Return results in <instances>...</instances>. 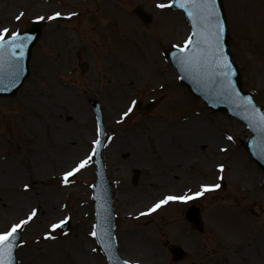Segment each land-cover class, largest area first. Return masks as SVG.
<instances>
[{"label": "rangeland", "instance_id": "rangeland-1", "mask_svg": "<svg viewBox=\"0 0 264 264\" xmlns=\"http://www.w3.org/2000/svg\"><path fill=\"white\" fill-rule=\"evenodd\" d=\"M36 1L21 0L14 14L7 11L8 5L1 7L0 29H9V35L29 28L35 14L30 9ZM41 1L51 6V15L61 13L51 25L67 26L73 45L57 51L53 43L63 44L64 39H53L50 31L47 35L45 20L38 19L41 34L32 49L29 75L14 96L0 98V162L18 171L22 185L33 177L36 159L54 161L40 183L17 189L46 194L56 201L59 213L46 219L52 240L63 243L81 230L90 247L91 259L85 264H106L92 235L91 184L95 175L88 158L97 138L89 104L94 98L100 103L106 131L107 144L101 155L113 185L115 235L123 258L131 264L261 263L264 173L243 147L248 134L244 125L225 112L208 111L177 80L166 52L173 45H184L189 37L183 14L169 7L171 0ZM255 1L259 4L255 9L247 7V0H222V4L228 45L240 69L242 87L253 93L264 110V0ZM138 4L151 15L148 24L131 12ZM161 4L166 7H159ZM108 59L124 67H110ZM82 63L87 65L83 73L79 67ZM63 89L81 102L87 119L86 134L74 136L79 158L59 167L53 155L61 145L56 144L54 135L59 123L72 124L68 116L64 117L68 112L62 105ZM152 98L157 103L146 113L136 105ZM193 134L202 139H193ZM85 159L87 165L66 183L65 173ZM132 171L133 175L139 171L133 184ZM215 184L220 187L194 198L202 216V232L193 230L184 219L189 207L186 200L169 201L149 212L169 196L165 193L177 194L186 188L199 192L201 185ZM10 192L0 184L1 210L9 208ZM34 200L24 207L25 214L22 210L12 218L11 213L4 214L0 232L24 220L29 212L35 210L37 216L41 203ZM61 220L69 221L66 231L51 227ZM33 222L19 229L22 238L16 264L36 261L37 257L30 259L37 245L34 233L42 230L34 231ZM255 230L259 231L258 241L252 242ZM168 242L181 244L187 252L185 259L172 262ZM57 254L60 264H74L71 256L64 257L60 250Z\"/></svg>", "mask_w": 264, "mask_h": 264}, {"label": "water", "instance_id": "water-1", "mask_svg": "<svg viewBox=\"0 0 264 264\" xmlns=\"http://www.w3.org/2000/svg\"><path fill=\"white\" fill-rule=\"evenodd\" d=\"M220 0H216L217 11L219 12L220 18L222 19V11ZM178 6V4L174 3ZM185 11V10H184ZM134 12L137 13L145 22L149 21V16L147 13L141 10L140 6H137L134 9ZM186 14V13H185ZM187 17V15H186ZM189 23L192 25V22L188 19ZM225 29V28H224ZM199 27L197 31H199ZM194 31V30H193ZM21 39L24 40L25 47L23 49V57L20 60V67L22 71L19 74V78L16 80L14 85L9 84V79H4L0 83V96H10L15 93L18 87L22 84L25 77L28 75V60L30 57L31 47L35 43L36 39L39 36L38 23H34V26L30 31L19 33ZM197 40H201L200 36H196ZM12 37L5 39V44H8L11 41ZM221 45L223 52L226 54L228 60L229 50L227 48L226 42V33L223 31L221 35ZM202 52L197 56L196 60L202 59V65L196 64L194 66L188 65L187 62L181 61L182 56L178 57L175 61V66L178 71L183 76L184 82L189 86L190 91L201 98L206 104L209 110H227V112L235 116L247 125V128L251 131L252 135L246 137L244 145L250 153L251 157L259 164V166L264 170V122L260 120L261 116H264V113L258 107V105L252 99V96L249 92H242L239 86V76L235 67L231 63V72L229 79H225L222 74L219 72H213V52L201 41ZM19 51V50H17ZM7 57V50L5 53ZM81 71L83 67L81 66ZM214 76V79H213ZM229 91L225 92V89ZM250 101V102H249ZM91 105L96 113L98 121H100V111L98 108V103L95 100H91ZM151 105H146L144 109H149ZM100 149V144L96 148V165H97V191L99 193L98 197L95 198L96 203L100 204V212L102 216L98 213V223L99 216L100 221L104 224L105 233L107 239H112V224L113 219L111 216V199L109 192V184L107 182L105 171L99 162L98 152ZM186 218L191 222L192 226L198 230H201V219L198 213V209L192 207L186 213ZM15 247V242L13 250ZM171 252L174 255V259H180L184 256L183 250L177 245H171L169 247ZM112 248H107V254L109 256L110 262H114V254L112 253ZM15 258L12 257V264H14Z\"/></svg>", "mask_w": 264, "mask_h": 264}, {"label": "bare ground", "instance_id": "bare-ground-1", "mask_svg": "<svg viewBox=\"0 0 264 264\" xmlns=\"http://www.w3.org/2000/svg\"><path fill=\"white\" fill-rule=\"evenodd\" d=\"M255 0H247V7H250V9H255L257 3H255ZM21 0H0V8L3 6L8 5L7 11L9 13H15L16 7L18 4H21ZM51 6L49 4L44 3L41 0H38L32 4L30 12H34V18L43 17L45 20V30L46 34L49 35L50 31L52 33L53 39L55 38H61L64 39V43H53V45L56 47V49L59 50H68L73 45V40L71 39V35L68 33L67 29L68 27L63 25L62 23H59L60 25H51V23L54 21L55 18L49 19V17H53L54 15H51L49 13ZM66 17L70 14V11H65ZM33 16V15H32ZM60 17V16H59ZM51 36V37H52ZM49 45H45V47H48ZM52 46V44H51ZM140 55V54H139ZM141 56V55H140ZM142 57V56H141ZM158 60V58H157ZM107 64L110 67H114L113 65L118 66L119 68H123L124 65H122L120 62L118 63L115 60L108 59ZM116 68V67H114ZM62 96V105H64L63 108H67L68 114H65L64 117H67L66 119L71 120L72 124L66 125L59 123L58 130L55 132L54 139L56 140V144H60V149L58 152L53 155V158L56 157L57 159V165L59 167H63L66 164H70V162H75L76 158L78 157L79 148L76 144L73 143L74 138L76 136H84L86 134L84 123L87 119V114L83 110V105L81 102L78 101L77 98H74L72 95L68 94L67 91L64 89L60 91ZM29 110V109H28ZM56 115H60L59 112H55ZM47 123H50L51 126H55L56 121H48ZM57 125V124H56ZM62 133H65L67 136H63ZM196 133V132H194ZM198 134V133H197ZM194 135V134H193ZM75 136V137H74ZM197 139L200 141L202 137L200 135H194L193 139ZM67 143L69 145H67ZM43 160V159H42ZM48 163L45 161L37 160L34 163L33 166V177L31 176L28 181L25 182V184L20 183V179L18 177V171L11 167L7 166L5 162H0V184L6 185L10 190L11 194H8L9 198V208L6 210L0 209V220L5 216H8L10 214V217L12 218L14 215L18 214L21 210L25 214L24 207L27 206L28 203L32 202L34 199H38L36 202L41 203L40 212L35 215L32 219L34 231L38 228H41L42 231L34 233V243L37 245L35 246V250L33 254L30 256V259L35 258L36 261L33 264H60L59 255L57 252L59 250L64 255V257L71 256V260L74 261V264H85L89 263L90 258V252L88 247V238H85L82 231H77L73 233L71 236H68L63 243L56 242L52 240V235L50 232L46 229L47 228V220L48 218H51L55 216L57 213H59L58 206L56 204V201L46 194H33V193H22L17 191V189L20 190L25 188V185L32 186L40 183V179H43L45 176L44 174L47 172V167L50 163V166L52 167V164H54V161L52 159L45 158ZM52 161V163H51ZM119 200H122L121 197H118ZM35 201V200H34ZM31 208V207H30ZM29 208V209H30ZM12 209V210H11ZM32 212H29L28 215L24 217V220L27 219V217ZM56 213V214H55ZM31 221V220H30ZM29 221V222H30ZM82 229V228H81ZM50 234V238H46ZM259 235V231L255 230V232L252 234V242H257ZM40 245V246H38ZM42 249V250H41ZM40 250V252L38 251ZM260 262V261H259ZM264 264V259L261 260V263Z\"/></svg>", "mask_w": 264, "mask_h": 264}, {"label": "snow or ice", "instance_id": "snow-or-ice-1", "mask_svg": "<svg viewBox=\"0 0 264 264\" xmlns=\"http://www.w3.org/2000/svg\"><path fill=\"white\" fill-rule=\"evenodd\" d=\"M176 4L181 9L185 10V13L188 19L192 22L193 35L200 36L201 40H193V37L190 36L185 41V45L190 47L193 43L199 48L201 46V41L213 52V72H219L224 76L225 79H229L231 72V62L228 60L226 54L223 52L221 45V35L224 31L225 25L223 20L220 18L219 12L216 7V0H174ZM163 8L166 5H159ZM61 13H54V17H59ZM19 19V17H17ZM38 19H43V17H38ZM199 27V31L197 28ZM9 33V29L4 28L0 29V83L4 79H9V84L14 85L16 80L19 78V74L22 71L20 67V60L23 57V49L25 47L24 40L21 39L20 34L17 32H11V41L8 44H5L6 35ZM7 50V57L5 56ZM19 50V51H17ZM186 62L202 65V59L196 60L195 57L190 58ZM229 89H225L227 92ZM250 102V101H249ZM131 111V109H129ZM127 115V113H125ZM260 120L264 122V116L260 117ZM99 134L100 129H97ZM94 144H100L99 139L93 142ZM94 151V150H93ZM88 159H91L89 157ZM88 159L81 160L76 168L72 169L69 172L65 173V182L68 181V178L73 175L74 172L85 167L88 163ZM222 167V166H221ZM27 188V185H25ZM220 187V185H201V190L196 192L195 196H201L204 192L214 190L215 188ZM188 197L185 196H166L164 199L158 201L156 204L149 209V212L154 211L161 207V205L168 203L169 201L176 200H186ZM36 215L35 210L27 217L25 220H21L17 224H13L11 228L5 232H0V264H12L13 257V246L16 234L22 226L26 225L33 217ZM65 223L64 220H61L58 224H52L51 227L56 229L58 226H63ZM93 236H96V232H92ZM46 238H50V234ZM127 264V262H124Z\"/></svg>", "mask_w": 264, "mask_h": 264}]
</instances>
